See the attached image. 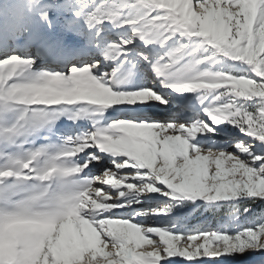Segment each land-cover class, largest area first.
Here are the masks:
<instances>
[{"label": "snow or ice", "instance_id": "1", "mask_svg": "<svg viewBox=\"0 0 264 264\" xmlns=\"http://www.w3.org/2000/svg\"><path fill=\"white\" fill-rule=\"evenodd\" d=\"M264 0H0V264H264Z\"/></svg>", "mask_w": 264, "mask_h": 264}, {"label": "rangeland", "instance_id": "2", "mask_svg": "<svg viewBox=\"0 0 264 264\" xmlns=\"http://www.w3.org/2000/svg\"><path fill=\"white\" fill-rule=\"evenodd\" d=\"M261 208H264V205H260L257 207V211L259 212L261 210Z\"/></svg>", "mask_w": 264, "mask_h": 264}]
</instances>
